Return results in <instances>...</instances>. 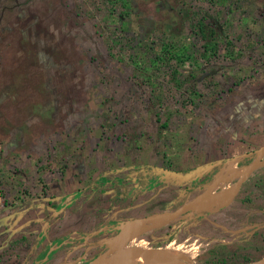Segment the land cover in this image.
I'll return each instance as SVG.
<instances>
[{
  "label": "rangeland",
  "instance_id": "374dc122",
  "mask_svg": "<svg viewBox=\"0 0 264 264\" xmlns=\"http://www.w3.org/2000/svg\"><path fill=\"white\" fill-rule=\"evenodd\" d=\"M261 148L264 0H0V264L93 260L204 191L232 197L126 247L261 260Z\"/></svg>",
  "mask_w": 264,
  "mask_h": 264
},
{
  "label": "bare ground",
  "instance_id": "6f19581e",
  "mask_svg": "<svg viewBox=\"0 0 264 264\" xmlns=\"http://www.w3.org/2000/svg\"><path fill=\"white\" fill-rule=\"evenodd\" d=\"M231 194V192L227 196H223L222 193L217 194L215 197L208 200H203V198H201L198 201L196 208L210 211L215 205L229 200L232 197ZM204 198L206 199L205 196ZM125 225L123 231L121 232L122 229L120 230L121 233L119 232L120 235L116 237V240H114L112 244H109V246L113 247L115 251L104 264H195L187 257V255L178 249L142 248L139 247V245L132 244L131 246L126 247L129 240H133L140 233L144 232L146 225L144 221L138 220L130 221ZM246 264H257V262Z\"/></svg>",
  "mask_w": 264,
  "mask_h": 264
},
{
  "label": "water",
  "instance_id": "95a60500",
  "mask_svg": "<svg viewBox=\"0 0 264 264\" xmlns=\"http://www.w3.org/2000/svg\"><path fill=\"white\" fill-rule=\"evenodd\" d=\"M264 151V148H261L258 152H257V157L258 155H260V152L262 153ZM257 159V158H256ZM255 162H252L247 168H255ZM246 176V174H245ZM238 181V180H237ZM237 184V182H236ZM235 184V185H236ZM233 185V186H235ZM239 187V186H238ZM205 192V191H204ZM203 192V193H204ZM201 193V194H203ZM196 196L195 198L185 202L184 204H182L180 207H178L177 209H175L173 212L171 213H167V214H157L155 216H149L147 218L141 219V221H144V223L146 224H150L153 223L154 221L157 220H168V221H172V220H176L177 218H179L180 216H182L183 214L195 210L197 205H198V201H199V197L200 195ZM118 235V233H117ZM116 236V235H115ZM115 251V249L113 247H110L108 245V248L101 254H99L98 256H96L93 260H91L90 262L87 263H65V264H104L106 263V261L110 258L111 254H113ZM192 261V260H191ZM193 262V261H192ZM257 264H264V258L261 260L256 261ZM194 263V262H193Z\"/></svg>",
  "mask_w": 264,
  "mask_h": 264
},
{
  "label": "trees",
  "instance_id": "16d2710c",
  "mask_svg": "<svg viewBox=\"0 0 264 264\" xmlns=\"http://www.w3.org/2000/svg\"><path fill=\"white\" fill-rule=\"evenodd\" d=\"M196 33H198V32L196 31ZM256 157H257V151L251 152V156L248 159H245L244 160V164L243 165L249 166L255 160ZM227 160H228V158H225V159H222L221 162H227ZM263 160H264V157H263ZM216 165H219V163L215 162L214 163V166H216ZM207 166H209V164H204V165L201 166L199 163H196L193 166H191L190 168H187L185 170L180 171V174H182V176H187L189 174H191V175L194 174V175H196L195 176V179L198 181L199 178H200V175H201L202 171L204 169H206ZM263 169H264V164H263L262 167L256 169V171L263 170ZM150 170L153 171V172L161 173L163 171V167L155 166L154 168L152 167ZM205 177L207 179H210V174H206ZM144 233H146V232L140 233L139 234V237H142L144 235ZM151 246L158 248V247H164L165 245H163V244H156V245H151Z\"/></svg>",
  "mask_w": 264,
  "mask_h": 264
},
{
  "label": "crops",
  "instance_id": "0c3cea01",
  "mask_svg": "<svg viewBox=\"0 0 264 264\" xmlns=\"http://www.w3.org/2000/svg\"><path fill=\"white\" fill-rule=\"evenodd\" d=\"M133 220L141 221V219H138V218H136V219H132L131 221H133ZM127 222H128V221H127ZM127 222H126V223H127ZM126 223H125V224H126ZM122 231H123V230H122ZM122 231H121V232H122ZM121 232H120V233H121ZM119 235H120V234H119ZM119 235H118V236H119ZM118 236H117V237H118ZM107 242H108V241H107ZM136 245H138V244H136ZM139 246H141V245H139Z\"/></svg>",
  "mask_w": 264,
  "mask_h": 264
},
{
  "label": "flooded vegetation",
  "instance_id": "af4514ba",
  "mask_svg": "<svg viewBox=\"0 0 264 264\" xmlns=\"http://www.w3.org/2000/svg\"><path fill=\"white\" fill-rule=\"evenodd\" d=\"M256 160V159H255ZM255 160L253 161V162H255ZM248 178V177H247ZM142 248H148V247H143L142 246ZM92 260V259H91ZM91 260H87V261H85V262H83V263H87V262H90Z\"/></svg>",
  "mask_w": 264,
  "mask_h": 264
}]
</instances>
